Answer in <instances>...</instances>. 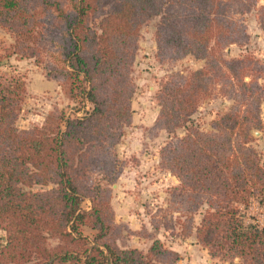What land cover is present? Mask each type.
<instances>
[{"label":"trees","instance_id":"1","mask_svg":"<svg viewBox=\"0 0 264 264\" xmlns=\"http://www.w3.org/2000/svg\"><path fill=\"white\" fill-rule=\"evenodd\" d=\"M255 9L264 30L258 0H0V27L12 38L0 60L33 58L85 109L91 104L83 115L51 114L22 129L26 80L0 75V264H178L180 254L159 239L147 252L120 247L110 202L123 171L116 146L133 121L140 27L162 11L159 54H192L205 64L188 77L172 74L157 94L155 127L170 135L160 164L179 183L152 225L194 233L223 262L264 264V225L244 213L253 200L264 205V160L253 135L263 125L264 63L250 53H223L248 38L238 17ZM216 94L235 106L204 130L192 116ZM83 226L96 231L94 239ZM51 237L60 243L51 246Z\"/></svg>","mask_w":264,"mask_h":264},{"label":"rangeland","instance_id":"2","mask_svg":"<svg viewBox=\"0 0 264 264\" xmlns=\"http://www.w3.org/2000/svg\"><path fill=\"white\" fill-rule=\"evenodd\" d=\"M264 0H258V6ZM159 14L148 17L140 27L139 48L132 68V79L136 91L132 100L133 121L124 128L122 138L116 146V153L123 161V171L111 185L110 202L115 213L116 243L122 248L136 247L147 252L153 242L161 240L168 248L177 251L181 258L178 264H222L218 258L212 257L208 250L198 243L196 235L183 237L173 235L163 227L152 225V214L165 204L168 190L179 183L171 172L161 167L160 150L169 140L166 130L156 128V118L160 106L157 98L160 85L172 74L188 77L191 72L201 69L205 59L196 58L192 54L176 58L162 56L158 52L156 31L161 20ZM246 25L248 38L241 44H231L223 50L226 58L239 57L241 54H253L264 63V30L259 22L257 10L238 17ZM12 38L0 27V52L3 46L11 43ZM212 44V43H211ZM22 76L26 80V93L22 103L17 125L22 129H31L35 125H43L49 115L65 112L68 116L83 115L86 109L78 98H73L61 83L46 76L45 69L33 58L16 57L0 60V75ZM264 84V78L260 80ZM234 101L220 94L206 98L192 116L195 125L204 130L214 129V121L234 107ZM261 118L263 125L254 129V144L264 160V101ZM178 136L185 129L178 130ZM52 186H48L50 188ZM34 189H40L35 186ZM83 207L91 208L86 199ZM246 219L264 225V205L253 200L244 209ZM201 213L195 215L198 224ZM82 231L89 239H94L96 231L83 226ZM6 243V235L0 230V245ZM51 246H57L60 240L51 237ZM234 261V260H233ZM232 262V261H226ZM163 264V263H161Z\"/></svg>","mask_w":264,"mask_h":264},{"label":"crops","instance_id":"3","mask_svg":"<svg viewBox=\"0 0 264 264\" xmlns=\"http://www.w3.org/2000/svg\"><path fill=\"white\" fill-rule=\"evenodd\" d=\"M222 264H241V263H240L239 259H235L232 262H225V263H222Z\"/></svg>","mask_w":264,"mask_h":264}]
</instances>
